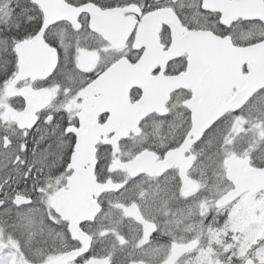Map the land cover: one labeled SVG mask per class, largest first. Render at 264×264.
Wrapping results in <instances>:
<instances>
[{"label": "flooded vegetation", "instance_id": "af4514ba", "mask_svg": "<svg viewBox=\"0 0 264 264\" xmlns=\"http://www.w3.org/2000/svg\"><path fill=\"white\" fill-rule=\"evenodd\" d=\"M65 3L103 11H81L79 28L69 19L46 24L45 13ZM227 8L203 0H0V238L12 212L36 216L33 232L49 240L30 249L24 240L16 249L22 264L69 254L66 264H264V191L221 202L235 187L228 159L249 156L257 165L248 132L257 93L210 122L222 108L213 99L228 102L237 88L211 95L199 77L224 66L228 73L230 64L196 62L193 86L153 91V106L138 84L188 69L189 53L158 64L157 42L167 51L195 33L203 51L211 30L226 38L229 54L262 39L264 22ZM147 51L152 77L139 68ZM237 53L241 75L251 62L257 69L256 53ZM85 207H97L93 217Z\"/></svg>", "mask_w": 264, "mask_h": 264}, {"label": "water", "instance_id": "95a60500", "mask_svg": "<svg viewBox=\"0 0 264 264\" xmlns=\"http://www.w3.org/2000/svg\"><path fill=\"white\" fill-rule=\"evenodd\" d=\"M212 1L213 0H205V4H210ZM227 3H228L227 0H218V4H220L221 6H226ZM230 5L231 6L227 8V11L229 13L236 11L238 13V16H241L243 18H260L264 20L263 0H257V2L256 0H235V1H232ZM255 8L257 10H254ZM79 11H80V8L79 9L75 8V12H74V10L63 6L62 8H60L59 13H54L51 16V19L47 21L51 22L55 20L56 18H68L75 24L77 20L76 16ZM143 28L147 29V22L145 21H143V25L140 26V34L138 35V39L142 38L143 36V31H142ZM174 38H175V35H174ZM153 39L154 41L157 42L158 36L156 35V37ZM224 43L225 41H223V38H220L215 35L208 36V42H207L208 52H207V49L203 51H198V50L191 51V54H193V56L189 57V65H188L187 71L182 72L181 74H178L176 76H165L166 81L164 82L162 78L164 76H162L161 78L159 77L155 78V79H159L157 81H150V82H148L146 75L140 76V79L141 80L143 79L142 81L143 83H138V84L140 86H144L145 88V98L143 99V101L146 103L151 102V96L153 95L152 93L153 91L156 92L160 89L162 91L163 88H166L167 91L170 92L171 90L178 88L180 86H184V87L193 86V80L195 79V76L197 77V75L195 74L196 69L194 66L196 62L208 63L211 65L217 64V63L226 65L228 63L230 64V68L228 72H230L231 77L227 74V70H226L227 66L219 67L217 71L215 70V68H213V72L216 71L215 74L211 73L210 71H207L206 73L203 74L202 78L199 77V79L201 80L200 82L201 89L206 90L208 93H211V94L213 92H218L221 90L228 91L232 88L231 87L232 85H235V84L239 85L237 87L238 91L236 93V97L234 98V100L229 101V103L226 102L225 109L221 110L219 113H217L219 109H214V112L217 113V115H213V117H211L210 122L215 120L216 116L220 115L225 110H228L230 108L240 107L252 96V94L256 90H259L264 87V41L257 43V75L253 71L248 76L241 75L240 68H237L234 66L235 64H238V63L234 62L233 57H232V52L239 54L240 52L237 53L238 49H235L234 51L230 50V53L228 54L223 50ZM188 44H190V41H188L187 39L175 38V40L172 42L171 49L167 51H163L162 46H160L159 42H157L158 51L155 53V55L156 56L163 55V57L159 56L162 59V61L158 64L165 63L166 62L165 57L168 56L169 54H172L171 56H173L175 54H180L186 50L189 51ZM250 49L251 48L248 47L242 50H245V53H246V52H249ZM147 53L148 54L146 57L141 58L139 68H140L141 73L148 72L149 76L152 77L150 74L151 73L150 71L152 69V64H154L155 61H153L151 58L152 53L150 51H147ZM210 54L220 55V58L211 59L212 56ZM226 55H228L227 58H226ZM149 64H150V67L148 69ZM105 76L111 77V72L106 74ZM226 80L232 81L233 84L225 83L224 81ZM128 86H129V82L127 83V87ZM204 128L205 126H201L199 127V130H203ZM230 161L232 160L230 159ZM251 169L253 170H251L250 173L253 174L254 177L252 179L240 180L239 182H237V186H240L242 190H245L249 186L256 187V184H257V189L264 188V168L262 169L251 168ZM53 206L55 207L58 213L64 214L63 210L65 208L64 207L65 205L55 204L53 201ZM66 208L71 209V210L72 208H75V209L77 208V210L75 211L79 215L83 212V211L81 212V207H77V206H67ZM96 209L94 207L92 209H90L89 207H85V214L87 216L90 215L92 217L95 214ZM79 223H80L79 217L72 219L71 230L73 231L74 236H79V233H81L79 228L75 227L76 225H79Z\"/></svg>", "mask_w": 264, "mask_h": 264}, {"label": "rangeland", "instance_id": "374dc122", "mask_svg": "<svg viewBox=\"0 0 264 264\" xmlns=\"http://www.w3.org/2000/svg\"><path fill=\"white\" fill-rule=\"evenodd\" d=\"M257 101H264V96L257 98ZM5 215L6 216L3 220V225H5L6 229L5 235L3 234V238H0V264H22L16 254L18 246L25 240L26 243L28 242L30 249L37 241L40 243L41 239L46 243L49 241L48 237L45 234H41L43 235L41 238L39 234L33 232L34 230H37L41 224L40 221H34L37 219L36 216H31L26 220H19L14 214H12V212H6ZM1 251L3 252L1 253Z\"/></svg>", "mask_w": 264, "mask_h": 264}, {"label": "trees", "instance_id": "16d2710c", "mask_svg": "<svg viewBox=\"0 0 264 264\" xmlns=\"http://www.w3.org/2000/svg\"><path fill=\"white\" fill-rule=\"evenodd\" d=\"M260 119L263 120V117L260 116ZM261 120H260V121H261Z\"/></svg>", "mask_w": 264, "mask_h": 264}]
</instances>
